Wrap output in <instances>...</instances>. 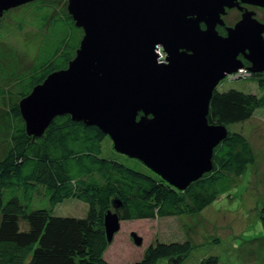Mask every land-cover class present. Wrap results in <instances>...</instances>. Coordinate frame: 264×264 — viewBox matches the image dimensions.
<instances>
[{"label": "water", "instance_id": "water-1", "mask_svg": "<svg viewBox=\"0 0 264 264\" xmlns=\"http://www.w3.org/2000/svg\"><path fill=\"white\" fill-rule=\"evenodd\" d=\"M31 1L0 0V17ZM242 3L264 8V0H68L84 35L69 65L20 100L27 132L41 136L69 114L187 188L213 169L214 150L229 134L208 118L218 84L245 66L264 72V22ZM233 7L242 17L223 35L217 26ZM104 224L111 242L121 228L118 213L108 210ZM132 237L141 244L136 232Z\"/></svg>", "mask_w": 264, "mask_h": 264}, {"label": "trees", "instance_id": "trees-1", "mask_svg": "<svg viewBox=\"0 0 264 264\" xmlns=\"http://www.w3.org/2000/svg\"><path fill=\"white\" fill-rule=\"evenodd\" d=\"M60 2L34 0L14 10L21 15L19 30L29 14L36 20L30 38L21 41H33L30 56L20 59L15 48L0 43V264H110L105 258L108 210L116 211L121 221L199 213L230 191L255 162L248 138L229 130L214 150L213 169L181 190L150 168L138 170L104 155L103 144L110 136L69 114L57 116L43 135H30L20 100L51 72L69 65L84 35L67 2L59 10L53 7ZM2 25L0 17V30ZM257 83L264 91L263 75L258 74ZM261 106L264 95L215 89L209 122H243ZM41 188L49 207H34ZM70 198L87 203L84 217L54 214L55 206ZM191 249L189 240H157L129 264H157L161 258L173 264ZM198 264H220V259L210 255Z\"/></svg>", "mask_w": 264, "mask_h": 264}, {"label": "rangeland", "instance_id": "rangeland-1", "mask_svg": "<svg viewBox=\"0 0 264 264\" xmlns=\"http://www.w3.org/2000/svg\"><path fill=\"white\" fill-rule=\"evenodd\" d=\"M45 3V2H44ZM254 10L256 17L264 22V8L246 4ZM56 10L64 7L60 2L53 5ZM11 8L4 12L0 43L9 45L8 50L15 48L19 58L30 56L33 41L24 45L21 41L30 38V31L34 32L36 21L29 14L20 28L19 12L16 16ZM226 17L228 26L242 17V11L233 7ZM34 44V43H33ZM27 53V55H26ZM26 55V56H25ZM250 73L236 78L226 76L217 86L219 90L236 88L246 92L264 95L260 89L258 74ZM16 86V84H15ZM230 131L242 132L250 141L255 162L250 163L237 183L230 191L221 194L213 203L199 213L168 216L154 219L122 220L121 228L115 233L105 252V258L110 264H129L140 259L150 243L160 241H186L192 244L191 251L182 259L176 258L173 264H198L203 258L216 255L220 264H264V106L255 110L253 116L243 122L228 126ZM2 144V143H0ZM1 147V145H0ZM103 153L109 157H116L130 167L149 171L148 167L136 158L119 153L114 149L113 140H106ZM40 189L36 193L34 207L50 206L48 197ZM87 203L77 199H66L54 208V214L84 217L87 214ZM132 232L141 237V244L135 243ZM157 264H171L170 258H161Z\"/></svg>", "mask_w": 264, "mask_h": 264}, {"label": "flooded vegetation", "instance_id": "flooded-vegetation-1", "mask_svg": "<svg viewBox=\"0 0 264 264\" xmlns=\"http://www.w3.org/2000/svg\"><path fill=\"white\" fill-rule=\"evenodd\" d=\"M63 2H67L68 3V0H62ZM243 4V6L244 7H247V5L246 4H244V3H242ZM248 8V7H247ZM233 9H235V8H227L226 9V13L222 16L223 17V20L225 21V25H218L217 26V29L219 30V32L221 33V34H223V35H226L227 34V27H228V25H227V22H226V17H227V15H229V13H230V11H232ZM240 19H241V17H240ZM240 19H238L236 22H234L232 25H234L235 23H237ZM165 55V54H164ZM246 60V59H245ZM247 62H248V64L247 65H250V62L248 61V60H246ZM247 67V66H246ZM251 75H253V73L251 74ZM133 233V232H132Z\"/></svg>", "mask_w": 264, "mask_h": 264}, {"label": "built area", "instance_id": "built-area-1", "mask_svg": "<svg viewBox=\"0 0 264 264\" xmlns=\"http://www.w3.org/2000/svg\"><path fill=\"white\" fill-rule=\"evenodd\" d=\"M159 51H160V50H159ZM160 53H163V52H160ZM164 57H165L164 53L161 54V59H162V58L164 59ZM248 73H250L249 70H248L247 68L244 67V68H241V69H240L239 71H237V72H233V73L228 74L227 76H230V77L236 78L237 75H238V76H239V75L244 76V75H246V74H248Z\"/></svg>", "mask_w": 264, "mask_h": 264}, {"label": "bare ground", "instance_id": "bare-ground-1", "mask_svg": "<svg viewBox=\"0 0 264 264\" xmlns=\"http://www.w3.org/2000/svg\"><path fill=\"white\" fill-rule=\"evenodd\" d=\"M245 68H247L246 66H245ZM248 69V68H247Z\"/></svg>", "mask_w": 264, "mask_h": 264}]
</instances>
